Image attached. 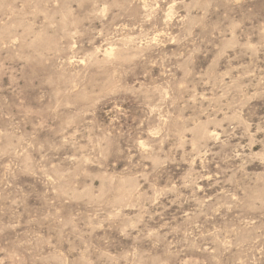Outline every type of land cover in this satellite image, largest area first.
I'll return each instance as SVG.
<instances>
[{"label":"rangeland","instance_id":"374dc122","mask_svg":"<svg viewBox=\"0 0 264 264\" xmlns=\"http://www.w3.org/2000/svg\"><path fill=\"white\" fill-rule=\"evenodd\" d=\"M0 264H264V0H0Z\"/></svg>","mask_w":264,"mask_h":264}]
</instances>
